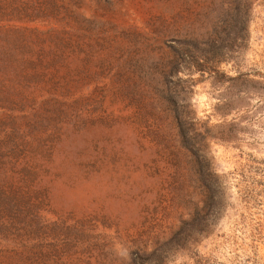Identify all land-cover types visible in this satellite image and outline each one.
Listing matches in <instances>:
<instances>
[{"label": "rangeland", "instance_id": "obj_1", "mask_svg": "<svg viewBox=\"0 0 264 264\" xmlns=\"http://www.w3.org/2000/svg\"><path fill=\"white\" fill-rule=\"evenodd\" d=\"M0 264H264V0H0Z\"/></svg>", "mask_w": 264, "mask_h": 264}]
</instances>
